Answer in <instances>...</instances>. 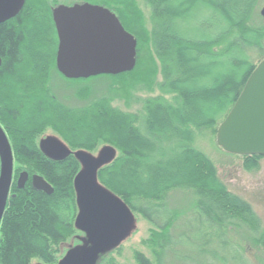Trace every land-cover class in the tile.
Segmentation results:
<instances>
[{
  "label": "trees",
  "instance_id": "16d2710c",
  "mask_svg": "<svg viewBox=\"0 0 264 264\" xmlns=\"http://www.w3.org/2000/svg\"><path fill=\"white\" fill-rule=\"evenodd\" d=\"M144 1L150 29L135 0H77L116 15L136 40V66L117 76L67 81L105 78L113 81L112 89L124 90L130 77L139 72L145 78L152 68L161 78L159 95L146 99L140 114L115 109L104 96L71 108L52 92V81L62 78L55 68L58 42L51 17L60 5L56 0H25L17 17L0 25V74L8 78L0 91L2 123L16 165L14 178L19 172L37 175L53 189L47 196L30 183L22 190L11 185L0 222V264H30L33 259L55 264L58 246L75 232L73 183L80 164L73 155L46 157L38 148L46 130L72 152L93 151L101 144L117 151L97 171V181L152 226L142 242L152 260L135 252L136 264H264V226L194 146L200 131L215 139L219 124L264 59L263 0ZM74 94L88 98L89 88ZM16 101L19 113L11 105ZM224 154L240 159L246 172L257 171L264 159ZM175 192L189 194L190 206L173 208ZM248 246L254 247L253 261L243 257Z\"/></svg>",
  "mask_w": 264,
  "mask_h": 264
},
{
  "label": "water",
  "instance_id": "95a60500",
  "mask_svg": "<svg viewBox=\"0 0 264 264\" xmlns=\"http://www.w3.org/2000/svg\"><path fill=\"white\" fill-rule=\"evenodd\" d=\"M24 2L0 0V24L14 19ZM260 16L264 19V6L260 9ZM52 20L58 40L55 67L63 78L80 80L101 75L117 76L134 70L136 40L108 9L89 3L69 7L59 5L52 10ZM216 145L231 155L264 157V60L250 74L234 105L219 125ZM39 146L50 147L49 156L39 147L49 159L62 160L73 155L81 166L73 183L78 208L75 229L79 230L80 227L83 231L84 227L95 224L117 234L126 226L130 220V210L97 183L99 163L85 154L67 152L51 141L46 145L40 142ZM52 152L63 155L56 157L50 154ZM12 173L11 147L0 128V221L8 200ZM27 180L28 175L21 173L16 181L17 189H23ZM31 187L47 196L53 193L50 185L36 175L31 177ZM103 241L104 237L90 247L86 264H94L98 259ZM75 262L76 255L69 251L60 264H79Z\"/></svg>",
  "mask_w": 264,
  "mask_h": 264
},
{
  "label": "rangeland",
  "instance_id": "374dc122",
  "mask_svg": "<svg viewBox=\"0 0 264 264\" xmlns=\"http://www.w3.org/2000/svg\"><path fill=\"white\" fill-rule=\"evenodd\" d=\"M56 1L59 4L67 6L78 3L77 0ZM135 2L143 15L144 26L146 29H150L149 7L144 0H135ZM263 6L264 0L260 9ZM188 26L187 32L191 35V22ZM196 33L197 32L194 31L192 36ZM138 73L132 77H136V81H133L131 77L126 81L124 90L112 89L113 81L105 78L73 84L67 82L64 78L59 79L55 77L53 81L51 79V87L53 89L52 92L61 103L71 108L88 105L97 98L104 96V98H109L111 100V106L113 108L125 113L140 114L142 111V103L146 99L154 98L159 95L156 84L161 78L158 72L153 71L152 68L150 74L145 78L141 77L140 74L138 75ZM85 87H87V89L89 88V97L83 98L82 100L78 99L74 92L82 90ZM165 98L171 100V97ZM50 141L56 146L62 147L63 150L72 152L54 132L46 130L40 138L39 144L41 142L42 145H46V143L48 144ZM194 146L214 163L218 177L227 187L228 191L247 202L260 220L262 226H264V159L261 160L257 171L246 172L242 169L240 159L225 155L223 151L216 146L215 139L208 131L196 133ZM40 149L46 155L49 154L50 147L41 146ZM77 153L85 154L93 159L95 163H99V168L108 166L110 161L117 156V151L106 144L99 145L93 151L76 150L74 154ZM50 154L56 157L63 155L61 152H52ZM14 169H16L15 163ZM116 198L119 199L118 197ZM171 201V206L173 208L185 209L190 206L191 197L187 193L175 192L171 195ZM129 214L130 220L117 234H115L113 230L104 229L95 224L84 227L83 231L80 230V227L79 230L74 229V234L67 239V241L58 246V261L55 264H60V260H62L69 251L76 255V262H79V264H86L90 247L102 237H104V241L99 249L101 253L98 254V259L96 258L97 260H95L94 264H136L133 258L135 252L142 253L148 257V259L152 260L148 250L142 245V242L147 239L149 230L152 229V226L141 216L131 211ZM81 218L83 217L81 216ZM73 226L75 228V221ZM251 249H254V247L248 246L247 250L249 251L246 252V254L244 253L243 257L245 258L246 255L247 259L253 261ZM30 264L43 263L37 259H33Z\"/></svg>",
  "mask_w": 264,
  "mask_h": 264
},
{
  "label": "flooded vegetation",
  "instance_id": "af4514ba",
  "mask_svg": "<svg viewBox=\"0 0 264 264\" xmlns=\"http://www.w3.org/2000/svg\"><path fill=\"white\" fill-rule=\"evenodd\" d=\"M17 17V16H16ZM15 17V18H16ZM14 18V19H15ZM6 23V22H5ZM4 24V23H3ZM0 25H2V24H0ZM3 58L0 56V72H1V70H2V66H3ZM5 79H8L7 77H6V75H5V73H1L0 74V91H2V89H3V87H4V84H3V81L5 80ZM13 107H14V110L16 111V110H18L19 108H20V105H18V103H17V101L16 102H13V104H11ZM4 109H5V105H4V102L1 100V98H0V128L2 129V131L4 132V134H5V136L7 137V134H6V132H5V130H4V126H3V123L2 122H4V120H3V117H2V115H4L5 116V113H3L4 112ZM16 113H19L18 111H16ZM40 138L41 137H39L38 138V142H39V140H40ZM8 139V138H7ZM14 171H15V169H14V160H13V176H12V183H11V185L12 184H15V187H16V181H17V179H18V176H19V174L21 173V172H19V174H18V176L16 177V178H14ZM26 173V172H25ZM27 183H30V185H31V177H29L28 176V180H27V182H26V184ZM25 184V185H26ZM25 187V186H24ZM16 189H17V187H16ZM17 190H19V189H17ZM22 190V189H21ZM9 196H10V190H9V195H8V198H9ZM7 204V203H6Z\"/></svg>",
  "mask_w": 264,
  "mask_h": 264
}]
</instances>
